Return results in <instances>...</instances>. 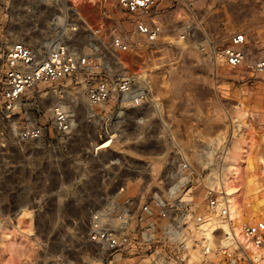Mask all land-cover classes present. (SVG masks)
I'll use <instances>...</instances> for the list:
<instances>
[{
    "label": "rangeland",
    "instance_id": "374dc122",
    "mask_svg": "<svg viewBox=\"0 0 264 264\" xmlns=\"http://www.w3.org/2000/svg\"><path fill=\"white\" fill-rule=\"evenodd\" d=\"M235 6H255L250 16L264 26V0H181L164 12L170 26L151 47L154 53L143 48L123 54L132 62L130 71L151 70L168 126L149 105L124 110L116 100L89 104L85 86L76 78L40 84L30 93L32 112L42 120L50 118L53 103L64 99L70 105L74 128L67 139L57 135L53 142L21 140L14 133L19 116L0 111V264H113L88 240L92 212L125 183L126 196L164 194L168 173L178 161V144L201 171L233 136L229 164L243 141L240 133H247L250 144L239 177L260 178L258 190L241 191L244 222L264 220V76L249 79L247 70L229 67L220 55L224 37L249 26L234 20L240 17L234 15ZM0 18L7 39L23 40L42 51L41 42L52 40L109 60L107 36L113 30L133 39L131 16L114 0H100V8L84 10L68 0H0ZM254 34L250 50L256 51ZM46 93L51 94L49 100ZM243 120L250 129L241 125ZM107 139L113 140L111 148L93 155L94 146ZM249 159L257 169L249 168ZM194 185L195 201L201 205L205 191L198 181ZM26 208L33 218L20 222ZM3 233L11 236L12 246L2 245Z\"/></svg>",
    "mask_w": 264,
    "mask_h": 264
},
{
    "label": "built area",
    "instance_id": "2783aa9c",
    "mask_svg": "<svg viewBox=\"0 0 264 264\" xmlns=\"http://www.w3.org/2000/svg\"><path fill=\"white\" fill-rule=\"evenodd\" d=\"M114 1L130 14L133 39L113 30L107 36L112 49L109 60L75 52L52 40L41 42L42 51L23 40L7 39L0 18V111L19 116L14 132L19 139L53 142L57 135L61 139L69 137L74 128L70 105L64 99L53 103L50 118L42 120L33 114L30 97L36 86L67 78L84 84L89 104L116 100V106L124 110L149 105L161 116L162 125L168 126L151 79L139 78L130 66L124 68L122 54L155 46L170 26L164 12L181 0ZM224 39L220 55L226 65L247 70L249 79L264 76V44L250 50L254 43L246 29L229 33ZM49 95L46 93L45 99L49 100ZM43 105H37L38 112ZM232 141L233 136L225 139L221 149L214 152L216 159L201 171L178 144V161L168 173L165 193L126 196L128 183L118 187L116 194L92 212L88 240L113 264L131 258L137 260L134 264H264V220L244 226V235L259 249L251 254L235 234L229 216L224 174ZM99 144L93 148L95 156L111 148V144ZM196 181L205 191L201 205L195 201ZM213 219L224 221L226 226L210 230L209 221ZM192 254L198 260L191 261Z\"/></svg>",
    "mask_w": 264,
    "mask_h": 264
},
{
    "label": "bare ground",
    "instance_id": "6f19581e",
    "mask_svg": "<svg viewBox=\"0 0 264 264\" xmlns=\"http://www.w3.org/2000/svg\"><path fill=\"white\" fill-rule=\"evenodd\" d=\"M68 1L71 5L78 7V9H80V10H84L88 7L93 8V9H96L97 7L100 8V0H68ZM181 17L187 18V14L185 12H182ZM191 24L188 23L187 24L188 26H186V28H189L191 26ZM165 32H167V31H165ZM163 35H162L161 39L157 42V44H159L162 41ZM184 37H183V35L181 36L182 39H184ZM138 40L140 41V38H138ZM204 42H206V40H204ZM167 43H173V42L168 40ZM206 44H208V43H206ZM149 51H152V49L150 47H149ZM133 52L134 51H132V53ZM152 53H154V51H152ZM123 54H122V58L124 59V68H127L128 66L131 65L132 62L130 60H128V58L126 56H124ZM125 62L127 63V65L125 64ZM136 73L139 74V78H141V79H145L149 76V78L152 80L151 81L152 87L155 90V85L153 83L151 70H145L143 72H140V73L136 72ZM160 102H161V100H160ZM241 125H244L246 130L251 128V124L248 122V120H243L241 122ZM246 134L247 133H240L238 135V138L239 139L243 138V141L241 140L239 143H237V149L235 150V152L233 151V156L230 159L229 164H228V171L224 174V186H225L226 192L228 194L229 216L232 220L233 230H234L235 234L237 235V237L240 239V241L243 242L244 244H246L247 248L250 250V253L252 254V253L258 251L259 249L253 244L252 241H250L248 238H246V236L243 233L244 226L250 222H248L246 224L244 222V219H245L244 207H243V204L240 202V199H239L242 189L245 187L249 188V189L252 188L253 185L257 181V178H255V176H245L244 178L239 177V171L242 168L243 163L246 162L245 157L247 156L246 155V152L248 151L247 147L250 144L249 143L250 141H248L246 139V136H245ZM112 142H113L112 139H107L104 142H102L100 144V146L106 147V146H109ZM248 163H249V168L252 169L255 167V162H253L252 160L249 159ZM32 218H33L32 212L26 208L23 210V213H22L21 218H20V222L22 219H30L31 220ZM225 226H226V223L222 220H220V221L219 220H213L211 222L209 221L210 230H213L215 228H222ZM10 237L11 236L8 233H3L1 239H2V245L4 247H8V245L12 246L10 244V239H11ZM10 246H9V248H10ZM13 248L15 249L16 247L13 246ZM13 248H12V250H13ZM262 251L264 253V247L262 248Z\"/></svg>",
    "mask_w": 264,
    "mask_h": 264
},
{
    "label": "crops",
    "instance_id": "0c3cea01",
    "mask_svg": "<svg viewBox=\"0 0 264 264\" xmlns=\"http://www.w3.org/2000/svg\"><path fill=\"white\" fill-rule=\"evenodd\" d=\"M234 9H235L234 15H240V17H235L234 20L237 21V22L245 20V22L249 24L248 29L252 32V34L250 33V35H253V32H256V34H254V35L257 36V44H256L257 46L255 48H260L259 47L260 44L264 42V26H263V24H260V22H255L254 23L253 21H255L257 19L250 16V15H253L254 12L257 11V8L255 6H251V7L250 6H245V7H236L235 6ZM252 24H254L255 26L252 25ZM255 169H257V167L254 168V170ZM259 182H260V178H257V181L253 185L252 188L249 189V188L245 187V188L242 189V191L244 190L245 193H247L250 190H255V191L258 190L259 186H257V185L259 184ZM241 195H240V198H239L240 202L242 200ZM243 200H244V198H243Z\"/></svg>",
    "mask_w": 264,
    "mask_h": 264
}]
</instances>
